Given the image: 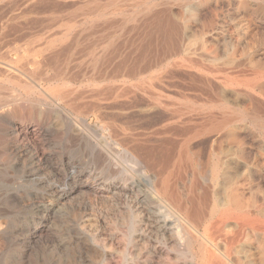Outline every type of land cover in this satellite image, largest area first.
<instances>
[{
	"label": "rangeland",
	"instance_id": "374dc122",
	"mask_svg": "<svg viewBox=\"0 0 264 264\" xmlns=\"http://www.w3.org/2000/svg\"><path fill=\"white\" fill-rule=\"evenodd\" d=\"M44 1H47V3L45 2L46 4H43V0H13L11 5L9 2H12V0H0V12L1 10L3 11V13L1 12L0 14V43L2 45L6 43L7 45L9 41V44L23 46L26 44V41L43 39L46 32L50 30H71V37L76 34V36L85 37L82 38L89 42L93 40H102L101 42H104L102 47L105 50L106 64L110 63V65H105L106 71L109 75L115 72H120L122 74L117 80L107 81V86L112 87L114 85L118 86L123 84L140 87L148 86L155 93H159L165 89L166 92H169V94L165 93L163 97V100L166 102L171 101L170 97L174 95L172 94L173 92L193 93V90H195L199 84V77L196 75V71L198 69L205 70L206 67H208V69L210 67V70L216 71L219 76L226 70L228 72H240L241 74L243 72L244 75L242 74V78L244 77L243 79H245V81L264 84V29H262L264 28V0H157L156 2L159 3L160 6H156L152 9H150V7L137 9L132 7V3L131 5L124 3L109 5L107 4L108 2H106L109 0H105L102 3L103 7L101 8L102 12L100 14L90 11L95 6L78 5L72 7V10L69 6V8L64 6L66 9H64L63 6L58 7L55 2L54 4L53 2L51 3L53 5L52 7L49 3L53 0ZM14 3H16L17 6L14 5ZM33 4L35 6H33ZM36 5L38 7L37 9ZM209 6L210 8H208ZM46 8L48 10H46ZM79 8H81V10ZM167 8L171 11L167 17H156L160 15V12L166 11ZM27 9L28 11L26 12ZM6 10L9 13L6 12ZM20 12L21 14H19ZM213 12H216L215 16ZM83 13L85 16L82 15ZM91 13L92 15H90ZM16 14L19 15L17 16ZM239 14L242 16L240 17ZM145 15L146 17H144ZM253 15L254 17H252ZM169 16L170 18H168ZM71 19L72 21L70 22ZM33 20L37 21L34 22ZM117 20H119V22ZM42 21H45V23ZM50 21H52V23ZM161 21L163 23L171 22L184 24L189 27L190 30L185 34V50L182 53L176 54L170 58L166 55L164 51L167 46L166 39L163 35L161 38V34L155 32L156 24ZM28 22L31 24L30 26ZM32 22L35 24H32ZM40 22H42V27L38 25L41 24ZM55 24L58 25L55 26ZM26 26H28V28ZM48 26L51 29H49ZM234 27H236L237 30L232 29ZM9 28L10 30H8ZM14 29H16V31H14ZM19 29H21V31ZM7 33L10 35L16 34L11 38ZM30 33H32V35ZM93 33L95 34L93 35ZM109 33L111 35H109ZM247 33H249V36H246L248 35ZM1 34H3V36ZM23 34H29V36H24ZM149 37H152V40L148 39ZM19 39H22L20 40L22 41L21 43ZM128 40L132 41L129 42ZM151 41L153 42L151 43ZM128 43H131L129 45L130 47H128ZM204 45L205 47H203ZM144 47L145 49L142 50ZM187 47L192 65L195 64V70L186 73L185 71L174 70L172 65L185 58ZM4 48L6 49V46H2V49ZM82 48L83 47H79L76 49L75 53L77 54H74L73 57L68 60L69 63L61 59L59 62L60 64L48 69L47 78L46 76L43 78V75H41L42 70L37 69L38 66L33 61L34 57L28 53L25 55L22 54L19 60L13 61L14 68L11 70L14 72L17 69L18 71L15 73L11 71L12 74L11 72L1 73L0 85L4 86L5 90L2 91L0 95V114L7 118L8 124L5 125L7 128L4 133H0V247L4 250L3 253L0 250V264H197V261H193L185 251L183 255H178L171 250L170 245L172 236L164 228V224L169 221H166L164 217L168 213L167 210L169 206L167 203H160L157 196H153L155 193L148 190L150 188V190H152L153 187L144 188L148 192L146 193L148 198L145 196V200L142 199L145 193H136L134 195L135 192L129 190L128 187L131 185V180L135 177V179H138V175L136 171H134L136 168L119 153L123 150L122 146L117 145L115 148L108 147L106 145L107 143L102 141L100 132V135L98 134L97 136L93 131H88L89 133L83 132V141L74 142L72 135L75 136L77 133L78 124L77 121L72 118V125L69 126V124L66 123L65 113L61 114L60 112L52 110L49 116L41 117L39 108H37L35 111L38 121L34 122L29 119V109L35 106L34 102L40 100V93L43 91L42 93H44L45 96L52 98L55 95V89L64 86V77L66 75L77 76V80L69 87L81 91H86L93 87L88 86L84 77L82 75L80 76L81 73L83 74V72H88L91 69L89 68V61L91 59L90 54L85 52L84 48ZM5 49L3 51H5ZM202 49L205 51H202ZM78 50L81 51L79 52ZM78 52L80 54H78ZM112 52L113 54L111 55ZM115 52H117L118 55ZM260 53L263 55H260ZM200 55L203 57L201 58ZM208 55L209 58H207ZM113 56L114 59H116L115 61H113ZM12 57L15 58L16 55L14 54ZM79 58H81V60H79ZM153 58L161 64L152 66V62L155 61ZM125 59L130 61L128 62ZM123 61L126 62V65ZM21 63L26 66L24 67L23 65L22 67ZM115 64H117L118 67L115 66ZM77 66H79V68ZM132 66L139 70L142 69V72L140 70V72L135 75L133 72L136 69ZM70 67L73 68L71 69ZM113 67L115 68L112 69ZM27 68L29 71H27ZM80 68L81 70H79ZM143 69L147 72L144 73L145 71H143ZM218 69H220L219 72ZM77 71H79V73ZM166 73H168V75ZM171 73L174 74L172 75ZM188 73H191V75ZM31 74L34 76L32 77ZM52 74L54 77H57H52ZM124 74L128 77L126 78L123 76ZM169 75L171 76L169 77ZM172 76L173 79L171 78ZM13 77L14 79H12ZM174 77H180V79H175ZM18 81L21 83L27 82L34 86L39 93H33L27 96L26 90L15 84ZM178 84L179 86L177 87L176 85ZM180 85H182L183 88ZM154 86H158L160 89ZM179 87L181 89H179ZM184 87L186 90L181 91ZM193 87L196 88L194 89ZM171 91L173 92L170 93ZM255 94L259 95L260 93L257 91ZM173 97L175 98V96ZM73 98L74 97L59 99L57 103L62 108H69L73 105H87L86 99L83 100L78 97L75 99ZM142 100L143 103L146 102L144 97L141 101ZM176 102L177 104L183 102V98L181 96H176ZM240 104L241 108H246V106H248L246 102L240 101ZM141 107L144 109L142 110ZM112 109L114 108L110 107L107 114L111 113L118 115L120 117L118 118L119 121L121 118L122 120L126 119L127 115L131 116V113L135 114L136 112L141 114L145 111V107L142 105H140L139 108H132V110L129 111ZM88 121L93 130H99L101 122L93 117H89ZM21 124L24 125L20 127ZM14 125H19L20 128L14 129ZM136 125L139 124L136 123ZM34 129L36 130L34 131ZM140 131L142 132V130ZM245 133L242 135V138L246 145L245 151L247 156L249 155L248 158L252 157V160L250 158L249 160L253 163L256 159V155L260 152V160L262 164H264V150H258V145L256 144L258 140L260 141V145H263L264 136L253 130H249ZM252 134L254 135L252 136ZM111 141L112 139L108 136L107 142ZM155 141H157V139ZM246 143H249V145ZM156 145L158 144H155V146ZM97 153H100L102 157L100 156V158H98ZM115 155L116 157L113 158ZM131 175L133 177H131ZM252 178L254 179L252 180L255 181H252L254 192L257 193L259 190L264 192V187H262L264 186V168L261 166H254L253 163ZM257 178L259 179L257 180ZM150 198L152 199L150 200ZM251 206L255 220L264 221V198L259 197L253 199ZM170 222H168V224H170ZM250 248L251 264H264V232L252 234L250 236Z\"/></svg>",
	"mask_w": 264,
	"mask_h": 264
},
{
	"label": "bare ground",
	"instance_id": "6f19581e",
	"mask_svg": "<svg viewBox=\"0 0 264 264\" xmlns=\"http://www.w3.org/2000/svg\"><path fill=\"white\" fill-rule=\"evenodd\" d=\"M103 1H105V0H53L49 4H51L52 2L54 4V2H55V4H57L58 7L66 6L67 8H69V7L72 8V7H75L78 5L95 6L90 11L93 13H96V14H100L102 12L101 8L103 7V5H102ZM156 1L157 0H109L106 2H108L107 4H109V5H117L119 3L131 5V3H132L133 4L132 7L137 8V9L145 8V7L146 8L150 7V9H152V8H155L156 6H160V4L157 3ZM45 2L47 3V1L43 0V4ZM9 3L10 4L13 3V0H12V2H9ZM10 4H8V5H10ZM14 5H16V3H14ZM104 5H106V4H104ZM171 5H172V3H171ZM33 6H35V5L33 4ZM2 7H4V6H2ZM52 7H53V5H52ZM229 7H231V6H229ZM245 7H246V5H245ZM37 8L38 7L36 5V9ZM208 8H210V6ZM64 9H66V8L64 7ZM79 9L81 10V8H79ZM204 9L207 10L206 8H204ZM46 10H48V9L46 8ZM62 10H63V8H62ZM67 10H70V9H67ZM72 10H73V8H72ZM27 11H28V9L26 10V12ZM38 11H40V10H38ZM77 11H78V8H77ZM1 12L3 13L2 10H1ZM1 12H0V14H1ZM6 12H8V11L6 10ZM6 12H4V13H6ZM62 12H61V14H62ZM170 12H171L170 9L167 8L166 11H162V12H160V15L156 14L157 16L156 15L155 16L164 18V17H167L170 14ZM242 12H243V10H242ZM39 13H43V12H39ZM215 13L213 14L214 16H215ZM19 14H21V12ZM19 14H16V15L18 16ZM23 14H25V13H23ZM31 15H32V13H31ZM44 15H46V14H44ZM82 15H84V13ZM90 15H92V13ZM239 15H240V17L242 16L241 14H239ZM144 17H146V15ZM252 17H254V15ZM152 18H153V16H152ZM168 18H170V16ZM210 18H211V16H210ZM237 18H239V17H237ZM0 19H1V16H0ZM33 19H35V18H33ZM59 19H57V20H59ZM61 19H63V18H61ZM156 19H158V18H156ZM39 20H41V19H39ZM35 21H37V20H35ZM71 21H72V19L70 20V22ZM117 21L119 22V20H117ZM175 21H176V19H175ZM243 21H244V18H243ZM256 21H258V20H256ZM22 22H25V21H22ZM34 22H32V24ZM42 22L45 23V21H42ZM42 22H40L41 24H38L39 26L41 25V27H42ZM50 22L52 23V21H50ZM208 22H209V20H208ZM51 23H49V24H51ZM178 23H180V22H178ZM28 24H29V22H28ZM58 24H59V21H58ZM58 24H55V26ZM189 24H190V22H189ZM21 25H22V23H21ZM30 25L31 24H29V26ZM107 25H109V24H107ZM247 25H249V24H247ZM26 27L28 28V26H26ZM141 27H143V26H141ZM13 28H14V26H13ZM16 28H19V27H16ZM48 28H49V26H48ZM98 28H100V27H98ZM98 28H96V29H98ZM49 29H51V28H49ZM155 29H156L155 32H157L158 34H161V36H160L161 38L163 35L166 39L167 46H166V50H164V51H165L166 55H168V58H170L176 54H180L185 50V46H184L185 34L187 33V31L190 30L189 27L185 26L184 24H176V23H171V22L163 23L161 21V22H158L156 24ZM232 29L237 30L236 27H234ZM262 29H264V28H262ZM8 30H10V28ZM19 30L21 31V29H19ZM19 30H18V33H19ZM143 30H144V28H143ZM230 30H231V28H230ZM14 31H16V29H14ZM34 31H33V33H34ZM8 32H10V31H8ZM45 32H46V30H45ZM149 32H151V31H149ZM4 34H6V33H4ZM7 34H8V36L10 35L9 33H7ZM26 34H23V35L29 36V34L28 35H26ZM30 34L32 35V33H30ZM71 34H72L71 30H68V31L67 30H65V31L50 30V31L46 32L45 36L43 35L44 36L43 39H38V40L34 39L31 41H26V44L23 46L22 45L16 46L14 44H9L8 40H7L8 41L7 45H6V43H5V45H2L0 43V76H1V73L11 72L12 71L11 69L14 68L13 61L19 60V58L22 56V54L25 55L26 53L31 54L34 57L33 61L35 64H37V66H38L37 69L42 70V73L41 72L40 73H41V75H43V78H45L44 76H46V78H47L48 69L55 67L58 64H60L59 62L61 61V59L65 60L64 62H68V60H70L74 54H77V53H75L77 48L83 47L84 51L88 52L90 54L91 59H90V61L89 60H87V61L90 62L89 68H91V69L88 72H85V73L83 72V74L81 73L80 76L82 75L84 77V80L88 84V86H93V87L86 90V91H81V90L69 87V86L73 85V83L77 80L76 79L77 76L73 75L71 72V74L73 76H67L66 75L64 77V82H65L64 86L60 87V88H56L55 89V95L52 98H50L49 96H48L49 97L48 98L47 96H45L44 93H42L43 91L42 92L40 91L41 92L40 93V95H41L40 100L34 102L35 106L34 107L32 106L29 109V112H28L29 119L34 121V122L38 121L36 118V111H35V109L37 110V108H39V112H40L41 117L49 116V114L52 110L56 111V112H60L61 114L65 113L66 123L69 124V126L72 125V122H71L72 118L74 120H76L77 124H78L77 133L75 134V136L72 135L74 142L83 141V139H84V135H82L83 132L93 131L94 133H96L97 136L100 132L101 137H102V141H105V143H107L106 145L108 147H111V148L114 147L115 148V146H117V145L122 146L123 150L119 153L121 154V156L124 159H126L129 163H131L134 166V168H136L134 171H136V173L138 175V177H137L138 179H135L136 178L135 177L133 180H131V185L128 187L129 190L132 192H135L134 195L136 193H139V194L145 193V195H143V198H142L143 200H145L146 199L145 196L147 197L146 193H148V192L144 188L145 187L146 188L153 187L152 190H150L151 188L148 189L149 191H152V193H155V194H153V196L156 195L157 198L160 200V203L164 202V203L168 204V206H169V208L167 210L168 213L167 214L165 213L166 216H164V217H165L166 221L167 220H169V221H167V223L164 224V228L172 236L170 247H171V250L173 252H175L176 254L183 255L184 254L183 252L185 251L189 255V257L192 258L193 261H197V264H251L250 236L252 234H259L260 232H264V221H259L258 219L255 220V218L253 217V211H252V206H251V202L253 199H257L259 197L264 198V192L259 190L256 193L253 190V182H255V181H253L254 177L252 178V165L254 163V166L256 165V166H261L262 168H264V164H262V162L260 160V152H258V154L256 155V159L254 160V162L251 163V161L249 160L250 157L248 158L249 155L247 156V153L245 151L246 145H245V142L242 138L243 137L242 135L249 130H253V131L259 132L261 135L264 136V84H260L257 82L249 83V82L245 81V79H243L244 77L242 78V76L244 75L243 72H242V74H243L242 75L240 72L235 73L232 71L228 72L226 70V71H224L223 74H221V76H219V74L216 71L210 70V67L208 69V67L204 66V67H206L205 70L198 69L196 71V75H198L199 78L196 75L195 76L198 78L199 84H198L197 88L195 87L196 89L193 87L195 89V90H193V93H187L186 94V93H177V92L171 91L170 93L173 92L172 94H174V95H171V97H170L171 101L166 102L163 100V97L165 96V93L169 94V92H166L165 89L162 90L161 86L160 87H161L162 91L161 90H160L161 92L158 91L159 93H155L148 86H141L140 87V86H136V85H125V84L118 85V86L114 85L112 87L107 86L106 85L107 81L117 80V79H119V76L122 74L120 72H115V73H112L109 75L108 72L106 71L105 65H110V63L106 64L105 50L102 47V44L104 42H101L102 40L101 41H96V40L94 41L93 40L92 42H89V41L83 39V38H85L83 36H82L83 37L82 38L78 35L76 36V34H75L73 37H71ZM94 34L95 33H93V35ZM97 34H98V32H97ZM247 34L248 35H246V36H249V33H247ZM1 35L3 36V34H1ZM14 35H10L9 37L12 38V36H14ZM109 35H111V34L109 33ZM143 35H144V33H143ZM232 35H231V37H232ZM106 36H108V35H106ZM152 37L151 38L149 37L148 39L152 40ZM260 37H259V39H260ZM19 38H20V36H19ZM28 39H30V38H28ZM105 39H106V37H105ZM154 39H155V37H154ZM20 40H22V39H19V41ZM157 40H158V38H157ZM131 41H129V42H131ZM161 41H163V40H161ZM1 42H2V40H1ZM10 42H12V41H10ZM21 42L22 41H20V43ZM85 42H87V43H85ZM152 42L153 41H151V43ZM212 42H213V40H212ZM130 44L131 43H128V47H130L129 46ZM133 44H134V42H133ZM145 44H146V42H145ZM154 44H155V41H154ZM154 44H151V45H154ZM141 45H140V47H141ZM161 45H162V43H161ZM2 46L3 47L6 46V49L4 48L5 51H3L4 49H2ZM116 46H117V44H116ZM206 46H208V45H206ZM203 47H205V45ZM153 48H154V46H153ZM144 49H145V47L142 48V50H144ZM132 50H135V49H132ZM186 50H187V52H186L185 58L181 59L180 61H178L172 65L174 70L185 71V73L189 72L191 70H195V66H194L195 64L192 65V60L190 59V56H189L190 53L188 51V47ZM111 51H112V49H111ZM124 51H126V50H124ZM154 51H155V48H154ZM202 51H205V50L202 49ZM255 51H257V50H255ZM258 51H260V50H258ZM79 52H78V54H80ZM115 53L117 54V52H115ZM149 53H151V52H149ZM14 54L16 55L15 58L12 57V55H14ZM112 54H113V52L111 53V55ZM86 55H87V53H86ZM158 55H160V54H158ZM204 55H206V54H204ZM260 55H263V54L260 53ZM140 56H141V54H140ZM83 57H84V55H83ZM163 57H164V55H163ZM200 57L202 58L203 56L200 55ZM129 58H130V56H129ZM151 58H152V55H151ZM151 58H150V60H151ZM207 58H209V55ZM144 59H146V58H144ZM79 60H81V58H79ZM115 60L116 59H114V56H113V61H115ZM132 60H133V57H132ZM153 60H155V59L153 58ZM31 61H32V59H31ZM126 61L129 62L130 60H126ZM194 61H196V60H194ZM26 62H28V61H26ZM161 62H162V60H161ZM124 63L126 65V62H124ZM139 63H141V62H139ZM145 63H143V64H145ZM152 63H153V64H151L152 66L153 65L158 66L161 64L157 60L153 61ZM14 64H16V63H14ZM70 64H73V63H70ZM117 64H115V66H117ZM23 65H24V67L26 66L25 64L21 63L22 67H23ZM148 65H149V62H148ZM148 65H147V67H148ZM72 66H75V65H72ZM196 66H198V65H196ZM241 66H242V64H241ZM77 67L79 68V66H77ZM141 67H143V66H141ZM81 68L79 70H81ZM114 68L115 67H113L112 69H114ZM133 68L136 69V67H133ZM148 68H146V69H148ZM58 69H59V67H58ZM140 70L142 72V69H140ZM140 70L137 68L135 71L133 70L134 71L133 73L136 75L138 72H140ZM219 70L220 69H218V72H219ZM16 71H18V70L16 69ZM16 71H14V72L12 71V72L15 73ZM27 71H29L28 68H27ZM143 71H145V70L143 69ZM170 71H169V73H170ZM12 72H11V74H12ZM61 72H62V70H61ZM68 72H69V70H68ZM77 72L79 73V71H77ZM146 72L147 71H145L144 73H146ZM28 73H31V72H28ZM59 74H60V72H59ZM127 74H128V72H127ZM166 74L168 75V73H166ZM41 75H38V76H41ZM179 75H181V74H179ZM189 75H191V73ZM31 76H32V74H31ZM123 76H125V74ZM170 76L171 75H169V77ZM192 76H191V78H192ZM52 77H54L53 74H52ZM52 77H50V78H52ZM55 77H57V76H55ZM182 77H181V79H182ZM19 78H21V77H19ZM171 78L173 79V76ZM177 78H175V79H177ZM197 78H196V81H197ZM12 79H14V77ZM178 79H180V77ZM187 79H189V78H187ZM183 80H180V81H183ZM19 81L16 82L15 84L24 88L26 90L27 96H29V94L39 93V91L34 86L28 84L27 82L21 83ZM42 81H43V79H42ZM30 82H31V79H30ZM168 84H170V83H168ZM168 84H167V86H168ZM176 84H177V82H176ZM156 85H158V84H156ZM182 85H180V86L182 87ZM193 85H194V83H193ZM176 86L178 87L179 84ZM154 87H156V86H154ZM173 87H174V85H173ZM179 89H181V88L179 87ZM187 89H188V87H187ZM4 90H5V87L0 85V95H1L2 91H4ZM183 90H186L185 87L181 91H183ZM257 91H259V93H260L259 95L255 94V92H257ZM191 92H192V90H191ZM173 96H175V98ZM176 96H181L183 98V102L177 104ZM68 97H74L73 99H75L77 97L81 98L83 100L86 99L87 105H85V106H83V105L82 106H79V105L74 106L73 105L69 108L60 107V105L57 103V100L65 99ZM143 97L146 99V102H144V103H143L144 99L141 101V99ZM77 100H75V101H77ZM240 101L246 102V104H248V106H246V108H241L240 107V105H241ZM2 102H4V101H2ZM0 103H1V101H0ZM10 103H12V102H10ZM13 103H14V101H13ZM140 105L145 107L144 112L141 113L139 111L141 114H138L136 112H135V114L131 113L132 115L131 116L127 115V117L125 116L126 119H124V120H122V118H121V120L119 121L118 118H120V117L118 115H114L111 113L107 114L108 113L107 111L109 110L110 107L114 108L115 110L118 109L119 111L120 110L129 111V110H132V108H134V109L139 108ZM4 106H6V105H4ZM114 109H112V110H114ZM141 109H142V107H141ZM113 112H115V111H113ZM132 112H134V111H132ZM12 115H13V113H12ZM28 117H26V118H28ZM89 117L90 118L93 117L97 121L101 122V125L99 126V130H97V129L93 130L92 129V127L88 121ZM136 123H138L139 125H136ZM7 124H8L7 118H5L2 114H0V133H4V131L7 128L5 125H7ZM22 125H24V124H21L20 127ZM13 127H14V129L20 128L19 125H14ZM35 130L36 129H34V131ZM140 130H142V132ZM30 133H32V132H30ZM21 134H22V132H21ZM253 135L254 134H252V136ZM108 136L112 139L111 142H107ZM255 137H256V135H255ZM92 139H93V137H92ZM156 139H157V141H155ZM34 142H35V140H34ZM154 142H156V143H154ZM247 142H248V140H247ZM259 142L260 141H258V140L256 141V144L258 145L257 149L260 151H261V149L264 150V143H263V145H260ZM68 143H70V142H68ZM94 143H95V141H94ZM155 144H158V145L155 146ZM247 145H249V143ZM108 147H106V148H108ZM252 147H254V146H252ZM108 149H110V148H108ZM248 150H249V148H248ZM113 152H114V150H113ZM116 153H118V152H116ZM99 154L100 153H97L98 158H100V156H101V154L100 155ZM107 154H109V153H107ZM116 155L113 156V158L116 157ZM43 161H44V159H43ZM127 166H129V165H127ZM129 169H130V167H129ZM131 171H133V170H131ZM131 177H133V176L131 175ZM258 179L259 178H257V180ZM262 187H264V186H262ZM151 199L152 198H150V200ZM147 201H148V199H147ZM165 214H163V215H165ZM168 222H170V224H168ZM0 250L2 251V253L4 252V250L1 247H0Z\"/></svg>",
	"mask_w": 264,
	"mask_h": 264
}]
</instances>
